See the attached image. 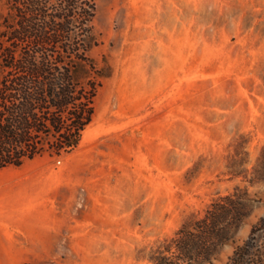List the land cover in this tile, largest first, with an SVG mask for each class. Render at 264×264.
Listing matches in <instances>:
<instances>
[{"label": "rangeland", "instance_id": "1", "mask_svg": "<svg viewBox=\"0 0 264 264\" xmlns=\"http://www.w3.org/2000/svg\"><path fill=\"white\" fill-rule=\"evenodd\" d=\"M94 1L93 121L0 168V264H230L264 215V0ZM226 196L242 220L182 259Z\"/></svg>", "mask_w": 264, "mask_h": 264}, {"label": "trees", "instance_id": "2", "mask_svg": "<svg viewBox=\"0 0 264 264\" xmlns=\"http://www.w3.org/2000/svg\"><path fill=\"white\" fill-rule=\"evenodd\" d=\"M7 5L0 21V168L22 166L44 153L73 152L93 121L98 88L90 56L98 44L94 0H7ZM224 200L179 231L175 248L182 259L193 249L209 259L211 247L242 220L240 203L232 196ZM230 264H264V215Z\"/></svg>", "mask_w": 264, "mask_h": 264}, {"label": "crops", "instance_id": "3", "mask_svg": "<svg viewBox=\"0 0 264 264\" xmlns=\"http://www.w3.org/2000/svg\"><path fill=\"white\" fill-rule=\"evenodd\" d=\"M7 185H8L7 182L1 180L0 181V191H2L4 189V187L7 186Z\"/></svg>", "mask_w": 264, "mask_h": 264}]
</instances>
